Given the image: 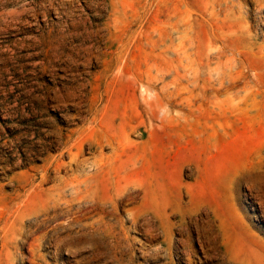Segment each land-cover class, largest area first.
<instances>
[{"label":"rangeland","instance_id":"1","mask_svg":"<svg viewBox=\"0 0 264 264\" xmlns=\"http://www.w3.org/2000/svg\"><path fill=\"white\" fill-rule=\"evenodd\" d=\"M118 1L0 0V264H264L263 0ZM76 176L71 251L5 241Z\"/></svg>","mask_w":264,"mask_h":264},{"label":"bare ground","instance_id":"2","mask_svg":"<svg viewBox=\"0 0 264 264\" xmlns=\"http://www.w3.org/2000/svg\"><path fill=\"white\" fill-rule=\"evenodd\" d=\"M114 1L119 2L118 0H114ZM257 2H259V1L257 0ZM260 2H261V0H260ZM262 4H264V0H263ZM118 58L114 59V62L117 66L119 65L120 62L123 63L126 60V55L124 53H121L118 56ZM75 142H76V139H75ZM77 143L81 144V141L78 140ZM74 148L80 149L78 144H74V143L71 144V139H67L65 142V145H64L65 150L62 152L65 154H66V152H68L70 154L71 161L69 164H63V165L67 166V167L69 166L71 169L73 167H75V171H80V172L84 171V165L83 164L86 163L87 161H83L80 159V152L76 153V154L73 153ZM114 152H115V150H114ZM96 158L97 157H95L94 162H91L92 168L96 172H100L103 170L105 171L107 168H106V165L102 163L103 159H100V158L96 159ZM62 168L63 167L61 165L57 166V170H59L60 173H61ZM78 177L80 178L79 175H78ZM78 177L76 176L75 178H72L70 180L67 178H64V177H59L58 184H56L54 189H53V192H56V195H55L56 198L55 199L51 198L48 201L39 200L38 199L39 192H36L37 190L35 189L33 192L34 195L32 194V196H31L32 198L29 200L30 202L18 203L17 204L18 206L14 212L15 215H14L13 220L10 223L7 221L6 226L3 228L5 241H7L9 243H15L17 241L18 237L21 238L20 240H23V239L28 240L29 238L33 237L36 233L41 232L42 234L40 235V233H39L40 236L35 239L36 241L39 242V244L45 242L46 240H49L51 242L52 247L54 248V250L57 251V253L62 252L61 250L63 248H67L68 251H71V248L75 243V235L73 234V231H67L66 227L64 226V222H65L64 220H63L64 222H58V221L66 218V217H70V220L68 221L69 226H72V225L76 226L77 224H81L83 218L86 215L85 211L91 206V203L93 201V196L91 195L93 184L90 183V185L87 187V188H89V190H88L89 194L86 193V195L88 194L91 196H88V198L85 199V197L82 196L84 194L83 193L84 188H82V182L83 181L82 182L78 181ZM84 179H87L86 181L88 182V178H84ZM47 180H48L47 177H45L43 179V181H41V183L38 184L36 187H40L41 185H44V183H46ZM25 182L26 183L21 186L22 188H24L26 186H34L35 178L34 177H28L27 181H25ZM83 184H84V182H83ZM128 186H129L128 183H124L123 185H120L119 189H118L119 194L122 195V194L126 193L128 191ZM40 191H41V195H42L44 191L43 190H40ZM69 192H70V196H69ZM21 196H22V194L20 192H18L16 199H20ZM84 200H88V201H86L87 203L84 202ZM55 222H58V223H56V225H53V227H51L52 229L50 228L53 231L52 235H49V233H50L49 229H48L49 232H47V231L44 232L43 229L47 225H49V224L51 225ZM100 224H102V223H100ZM103 224L105 225L104 227H106L105 232L107 233V235L111 236L112 239L115 238L116 233H114L115 230H113V228H114L113 224H111L110 222H104V221H103ZM25 226H26V228H25ZM67 227H68V225H67ZM102 227H100V229ZM104 227L102 228L103 230H105ZM69 228H71V227H69ZM98 229H99V226H98ZM150 230H152V229H150ZM96 232H94V233H96ZM81 234L85 235V233H81ZM33 239H34V237H33ZM92 239H93V237H91L90 239H87V242L90 244H93V242L95 244H97L96 241L95 240L92 241ZM79 240L81 241V239H79ZM43 246H44V244H43ZM115 246H117V245H115ZM97 248H99V246ZM20 249H21V247H20ZM42 249H43V247H42ZM98 251H99V249H98ZM18 252H21V251H18ZM32 253L33 254H31V255L35 256L34 252H32ZM95 254H96V252L94 253V256H95ZM98 254H99V252H98ZM24 256H26V255H24ZM21 259H24L23 256ZM95 259H96V256H95ZM79 261H81V260H79Z\"/></svg>","mask_w":264,"mask_h":264}]
</instances>
